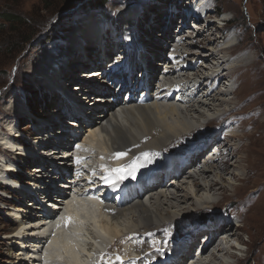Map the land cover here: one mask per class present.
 <instances>
[{
  "label": "rangeland",
  "instance_id": "obj_1",
  "mask_svg": "<svg viewBox=\"0 0 264 264\" xmlns=\"http://www.w3.org/2000/svg\"><path fill=\"white\" fill-rule=\"evenodd\" d=\"M100 1L101 0H0V138L2 139L3 137L6 138L10 136L8 135L9 133L13 135L16 133L12 132L8 127L9 123L13 121V125L15 124L14 128H16V131L18 130L19 133L24 134V138L29 140L30 147L36 146L37 144L39 146L41 145L37 154L43 157L44 155L42 154H44V151L46 153L48 152L46 150L51 148L52 143L48 138L54 135V131H62L63 129H68V127L75 126L74 124L71 125V123L69 125V122L63 123L61 121L63 116H61L59 110L62 104H60L59 101L63 98L61 101H65L71 105L72 101L69 102L68 99L71 100V98L75 97V93L78 90L76 86H79V82H85L82 81V79L86 77H81L83 73L99 71L100 69L98 66L95 67L94 65L102 64L101 60L98 62L95 61L94 65L93 63H89L88 67L76 65L74 62L80 56H85L84 49H86L87 45L91 44L92 40L85 35V32L87 30L86 26L89 27L93 20L96 22L101 21L100 24H97V27L100 33L102 31V37L96 39L94 43L98 46H102V42H105V38L107 39V57L109 58L106 60V66L110 65V62L117 61L120 57H125L127 55L126 48L128 47L127 43L129 41H132L137 48L139 47L137 44L141 41L154 42L156 47L162 46L161 50L164 52L163 57L165 56L166 58L169 54V40L175 37L183 39L185 40L184 43L187 41L196 46L186 49L182 46L183 50L181 53H186V56L193 53L197 55L195 58V60H198L197 68L204 65V68H202V70H204L202 72L203 78L204 76L212 77L215 72H217L215 74H219L220 77H217L218 80L212 79L207 84V87H210V84L214 82V80L216 82L220 81L221 87L217 88V94L219 95L215 100L210 101L212 100V98H210V100L205 101V106L201 104L195 105L196 111H198V114L200 113V116L195 113V111L186 112L189 104L187 105L185 100L177 104H175L174 101H172L173 103L171 101H162L160 103V105H162L159 106L160 114L155 112L156 120L167 116V121H170L172 123H170L171 126L175 129L185 131L187 125H195V127L197 125V128L200 129V132L198 131L199 133L197 132L190 137L177 140L178 142L173 144V147L171 145L167 149V152L172 149H175L177 153L183 152V147H185V150L188 149L187 151H189L194 145H200L197 142L203 132L209 133V130H215L217 127L222 126L219 134L213 133V136L208 135V141L204 139L203 142L207 145L211 144L212 146L210 148H215L214 143H210L209 141L211 140L210 137L220 138V135L223 134L224 137H227V139H224L230 146V148L227 146V152H230V154L232 153L233 160L227 163L225 167V169H227L226 171L225 169L224 171H220L210 168V171L206 172V174L210 176V178L207 179L209 182H216L222 179L219 183V188L223 190L215 195L208 191L209 189L199 190L197 186H195L194 180L190 178V173L194 171L183 174L184 176L177 185H175V178H171L165 182L169 186L167 189H169L170 192L164 190V193H167L165 195L166 197L163 198L162 196L160 198V206L166 209V211L163 210L162 213L166 212L170 214V216L168 215L169 221L171 218L173 219L176 217L187 218L182 221L180 227L178 226L180 224H171L172 228L177 227L181 229L178 231L179 234L176 232L173 233L172 239L175 238L176 234L180 239H177L171 244H167L168 248L166 247L165 250L168 251L167 253H169V251L174 253L176 252L174 250H177L178 246H184L181 245L184 240L186 241L185 244L191 245L200 234H202L200 237L202 243L205 236L202 231L205 232L206 225L213 219L212 217H214V215L221 214L231 218L230 220L234 223V227H231V225L229 226L232 230L229 228L227 230L228 232L226 231V238H223L224 246L230 248V254L223 260L224 264H264V0H204L209 15L206 19L202 18L201 20H204V24H210L207 20H215L216 22L209 27L207 34L198 33L199 36L196 37L189 35L192 22L186 27L187 29L183 34H176L180 26V15L176 17L179 8L180 12H184V10L186 12L193 11V9L190 8L191 2L189 0H109L106 6L98 7ZM128 8V12H133L135 14L134 16L138 18L141 17V23H135L132 20L133 18L129 21L126 19L121 23L120 27H118L115 20L121 15V12ZM195 11L197 12V9H195ZM203 13L204 11L199 12L201 15ZM153 14L154 18L156 17L157 19H151L153 18ZM124 16L127 18V13H125ZM159 17L164 21L167 18L170 20V28L168 29L166 39L164 32L167 31V29L165 30L164 28V22L160 23ZM8 19L14 20V22H9ZM201 22L203 25V21ZM132 23H134V25ZM156 23H158V25ZM172 24L175 25L173 28H171ZM124 28L127 29L126 34H123ZM148 33H151V39L147 38ZM131 34L133 36H131ZM124 36L127 38L125 39ZM103 37H105L104 40H102ZM187 37H193L194 39L190 38L192 40H189ZM28 38H31V41L25 43ZM223 44H225V46ZM147 45L148 44L145 46L143 45L142 47L144 48ZM218 46H224L225 52H218L216 60L206 62L204 58L208 54L211 55L210 53L215 51V48ZM117 47L118 55H114V53H117ZM149 49L146 48L148 53L151 52ZM158 50L159 48L157 47L156 52ZM86 51L92 53L93 50L86 49ZM96 54H98L97 51L94 52L90 58L96 59ZM157 57L160 58L159 55H157ZM231 57H233V63H229ZM165 58L163 59L165 60ZM250 59L251 61H248ZM240 60L244 61L238 65L237 63ZM82 61L81 59L80 63ZM157 62H159L158 59L154 57L152 60L154 66L151 67L149 64L147 70L151 73H153V70L157 71L155 77L158 78V80H155L158 81L161 87L162 85L160 83L167 85L168 82H162L160 80L162 68H159V64V66H157ZM195 62H193V64H195ZM218 62H225L227 65L222 64L224 66H219L221 69L216 70ZM83 64L86 63H82V65ZM48 68H50V71ZM62 70H64L68 76L62 74L60 79L58 76L56 81L58 80L57 83L59 84L56 86L53 75H55V72L59 74ZM140 70L141 68L138 69L134 77V81H136L137 75L142 81L137 92L141 89L142 91L144 90L145 84L141 77L147 75L146 69ZM189 71L191 70L185 72L191 76V72ZM47 77L49 78L47 79ZM222 78H224V80ZM171 80H178V82H176L178 84L188 81L180 75L175 76ZM191 81L192 80H189V82ZM84 84H86V82ZM88 84H93V82ZM202 86L203 88L201 90L202 92H199L200 94L206 93L203 91L205 88L204 80ZM165 88L168 90V86ZM118 89L116 88V92ZM128 92L126 95L121 94L120 96L122 97V95H124L126 98L129 97V95L133 93V89ZM168 92L169 91H166L165 93L167 94ZM94 97L98 96L95 95ZM184 102L185 104H183ZM152 103L153 102H149L148 105L151 106L154 104ZM167 105L169 107H167ZM174 105L175 109L179 107L185 108L182 113H186L182 114L180 117L170 113V107ZM166 109L168 110V114L163 112ZM67 115L66 113V116ZM89 117L84 118V123H90ZM220 118H222V120H220ZM55 122L57 125H55L54 128H50V131L46 129V126H50V124L53 125ZM230 131L231 133L236 131L234 134L235 137L227 135ZM84 133H86L85 130ZM58 134H60V132ZM39 135L44 138L41 142V138H36ZM60 136L61 135H56L57 138H61ZM87 136H89V132L84 135L85 138L83 137L81 142H84ZM54 140L55 139L52 141ZM100 142V148H103V142ZM129 150L127 149L126 151ZM98 153L95 147H93L92 155L97 154L98 156L94 162L95 171H97L96 169H100V165L105 163L109 164L111 162L107 152L100 150V155ZM19 155L20 154L15 155V157L20 158L21 155ZM205 155L206 153L203 155V158ZM203 158L202 163L205 162ZM39 160L43 161L44 159ZM89 161H91V158H89ZM31 162L33 163L32 165ZM215 162L217 163V161ZM34 163L37 166L39 165L36 161L30 160L28 163L29 167L27 168L29 171L21 174L24 176L23 181H31V179H29L32 177L30 173H34V166L36 167ZM74 163L75 162L71 163L70 161L60 165L63 169L65 168L64 171L68 172L65 174L68 180L67 182L77 179V174H75L77 171L74 169L76 165ZM196 165H198V163ZM146 166L149 167L147 161ZM200 169L202 168L200 167ZM144 171L145 169L140 173V177ZM174 174L175 173H173V176ZM61 175L62 173H60V176ZM62 176L64 178V175ZM194 176L197 177L196 174H194ZM94 177L97 178L98 175ZM198 178L201 180L204 176H199ZM61 182H63V184L66 183L65 181ZM64 186L69 187L71 183H66ZM9 188L10 187H3L1 189L7 192ZM68 190L70 191V189ZM174 195L176 197L188 195V199L177 198L174 201L172 199V197H175ZM147 196H151V194ZM187 200L196 202V206L191 205ZM29 202L32 203V201ZM169 202L175 204L176 207L170 208L165 206V203L168 204ZM10 203L13 207L19 205L17 200H12ZM215 203L216 205H214ZM30 204H27L25 208L29 209L30 206L28 205ZM108 205H113V202L108 203ZM9 213L12 214L13 212L8 211V208H4L0 205V264H16L15 260H18L15 253H13V251L18 248L14 245L16 240L11 242L12 239H6V233H11L9 231L11 230L10 227L16 228L13 225L15 221L11 219L12 216ZM29 213L30 211L28 214ZM130 217L132 216H119L117 219L119 221L116 220L117 222L115 220L109 221L108 217V220L100 217V223L96 221L98 224L95 223V227H97V225L99 226V224L102 227L103 225L109 224L108 222H112V224L110 223L109 225L110 228H112L113 231L120 230L121 232L131 227V225H134V222L130 221L132 220ZM33 218L31 222L35 224H32V228H34L33 225L38 226V221H40L38 220V216ZM201 221H206V223L201 224ZM105 222H107V224H105ZM113 224L115 226H113ZM135 226L136 224L133 228ZM5 227L8 229H4ZM28 227L29 224L27 225V228ZM168 227L170 228L171 226ZM97 232L99 235L101 234L103 239L112 238L109 234H105L106 232L101 230V228L100 232ZM31 233L33 232L31 231ZM157 233L163 234V231L159 230L155 232L152 237L147 236V241L151 242L153 237L159 235ZM163 236H160V239L158 238L160 244H164L165 239H167L164 234ZM125 239L118 243V245H112L108 249H110V251L113 249L112 252H116L118 249L124 256L125 253H129L131 250L130 246L125 242ZM227 242L229 244L225 245ZM28 245L30 244H27V248L29 247ZM215 247H217V245ZM196 249L197 246L191 249V253L189 252L190 257H188L186 261L194 256V250ZM212 251H214V249H211V252ZM130 253L132 256H135L132 250ZM204 259L207 260V257ZM115 262L113 263L115 264Z\"/></svg>",
  "mask_w": 264,
  "mask_h": 264
},
{
  "label": "bare ground",
  "instance_id": "obj_2",
  "mask_svg": "<svg viewBox=\"0 0 264 264\" xmlns=\"http://www.w3.org/2000/svg\"><path fill=\"white\" fill-rule=\"evenodd\" d=\"M175 1H179V0H175ZM197 6L195 5L194 7H197ZM195 9L196 8H193V11L189 15V17L191 15H192V17L189 19V21H187L186 26H184L183 30H180L179 32H177L176 33L177 35L183 34V32L187 29L186 27L188 25H190V22H192V24L194 23V25H192L191 30H189V32H190L189 35L196 37V36H199L198 33L207 34L209 27L216 22L215 20H213V21H208V22H210V24H208V23L204 24V20H201V18L203 16V14L205 13V11L201 15L198 12H196ZM128 11H129V8L125 9L123 12L120 13L121 15L118 16V19L115 20L118 27H120L121 23L124 22L126 19L129 20V19L133 18L132 20L135 23H137L138 17L134 16L135 14L133 12L130 13ZM125 13H127V16H128L127 18H125L126 16H124ZM177 16L178 15H176V17ZM152 17L153 18H151V19L156 18V17L154 18V14L152 15ZM159 19H160V23L164 22L165 30L167 29V31L164 32L165 39H166V37L168 35V33H167L168 29L170 28V24H169L170 20H169V18H167L164 21L160 17H159ZM218 20H220V19H218ZM140 21L141 20L139 19L138 22L140 23ZM193 21H195V22H193ZM201 21H203V25H202ZM100 22H96L95 20H93L92 24H90L89 27L86 26L87 30L85 32V35L89 39L92 40L91 44L87 45L86 49L91 50V51L93 50L92 53H89V51L87 52L86 49H84L85 56L84 57L80 56L79 58H77L74 61L76 65L88 67L89 63H93V65H94L95 61L98 62L101 60L102 64L94 65L95 67L98 66L100 68L99 71H94V72H90V73H83V75L81 77H86L87 74L99 75V73L102 72L103 82L106 83V81H107V83H108L107 87L101 88V84H99L98 82H95V83L88 86V87L92 88L91 95L90 96L84 95L85 96L84 98H88L91 101H99L101 99L102 102L100 103V105L94 104L93 106L90 107L91 108L90 110H92L91 112L93 113L89 117L90 123H84L83 122V124H85V125H82V127H80V128L84 127L83 129L85 130V132L86 133L89 132V136H87V138L85 139L84 142H81V140L83 139V137L86 133H84V130L83 131L80 130V131H82L81 139H79L78 141H75L79 145H81V147L78 149V151L76 150L77 151L76 152L77 163H76V168H74V169L77 171V176H76L77 181L76 180L69 181V183H71V186H69V189L72 190L71 192L79 191V193L74 194V195H72V193H70V195H72V199L67 203V206L65 208H64V206H60L61 210L58 213H56L58 215L57 216L54 215V220L59 216H60V218L62 217L58 222L60 227L56 228L54 230H53V222L44 221V218H42L40 216H38V220H40V221H38V225H41V224H43V225L40 227L33 225L34 228L31 227L32 224H35L34 222L33 223L31 222L32 219H34L33 217H37V216H36V212H33V210H30V209H31V207H37L39 209H42L38 205L41 203L42 197L47 192L40 193V196L34 195L36 197V200H38V202H36L35 204L28 202V200H26V199L24 201L22 200L20 202V205H18L16 207L15 206L13 207V205H11V203L7 204V205H10V207L8 208V211L13 212L12 214L11 213H9V214L15 218L16 222L13 225L16 228L10 227L11 230H9V231L11 233H9V234L6 233V236H7L6 239L9 240L11 238L12 239L11 242L16 240L14 245L17 246L18 248L16 250L14 249L15 251H13V253H15L16 258H18V260H15L16 264H95V263H97V260L100 257V255L97 253V250L100 249L101 239H100V235L98 234L97 231L100 232V228H101V230H104V232H106L105 234H107V235L109 234V236H111L112 238H116V240L112 243V245H118V243H120L123 239L126 238L125 242L130 246V249L132 250V253L135 254V256H132V254L130 253L131 250L129 252L130 254L127 253L128 255L124 251V253L126 255L124 254V256H123L122 252L119 251L117 248H116L117 249L116 252L115 251L112 252L113 249L111 251H110V249H108L107 254L105 256H102L101 260L97 264H114L113 262H115V261H116L115 264L116 263L117 264H144V263H147V264H189L188 263L189 261L187 262L186 260L185 261L180 260V262L175 261V263H172L169 261V259L175 257V260L177 258L179 260L183 253L184 254H190L189 252L192 251L191 249H193L195 246H197V249H198L202 244L201 243L202 239L200 238L202 236V234H200L197 237V239L194 241L193 244L191 243V245L187 249V253L185 252L186 247H187V244H185L186 243L185 240L181 243V245H184L183 247H179L177 250L175 249L174 251H176V252H174V253H172L170 251H169V253H167L168 251L165 250L167 247V244H171L172 242H175L177 239L178 240L180 239V237H178L177 234H176L175 238L172 239L173 233H175V232L178 233V231L181 229L180 228L178 229L177 227L172 228L171 224H173V225L174 224H176V225L180 224V225H178L180 227L182 221L187 219V218L186 217H184V218L183 217H180V218L176 217L173 219L171 218V220L169 221L168 215L170 216V214H168L166 212H165L166 214L162 213V211L163 210L166 211V209H163L160 206V202H159L160 198L162 196H163V198L166 197L165 195L167 193H164V190H167L168 192H170V190L167 189V187H169V186L165 182H167L171 178L172 179L175 178L176 179L175 185H177L178 182L180 181V179L184 176L183 174H188V173H190L189 171H194L193 173H190V178H192L194 180V184H195V186H197V188L199 190L200 189H204V190L209 189L208 191H210L214 195L218 194V192L223 190L222 188H219V185H220L219 183H220V181H222V179L220 178L221 180L216 181V182H213V181L209 182L207 179H209L210 176H208L206 174V172L210 171L209 170L210 168L215 169V170L224 171L227 163H229L230 160H233V157L231 155L232 153L230 154V152L229 153L227 152V149H228L227 146L230 148L227 141L225 140V139H227V137H224L223 134H221L220 136L223 138H221V137L220 138L210 137L211 141L217 140V141L221 142L223 153H221L219 155V157H220L218 159L219 161H217V163L216 162H207L206 161V159H207L206 155H205L206 157L204 156V158H203V155L212 146L211 144L207 145L206 143L203 142V140L205 139L206 141H208V135L213 136V133L219 134V132H221L220 129L222 126L217 127L215 130H213V129L209 130L210 131L209 133L203 132L204 134L202 133L201 137L198 138L197 143L200 144L199 146L194 145L192 147L193 149L191 148L189 151H187L188 149L185 150V147H183L184 151L177 153L175 149H172L173 144L178 142L177 140H182V139H185L186 137L192 136V134L197 133L200 129L197 128V125H196V127H195V125L194 126L193 125H191V126L187 125L186 126L187 128L185 129V131L180 130V129H175L173 126H171L172 123L170 121H167L168 120L167 116L161 117V118L156 120L155 112L160 114V110H159L160 107L159 106H162V105H160V103L162 101H166V102L171 101L172 102L173 101V99H172L173 93H182L183 92L182 88H184V90H186V91L188 89L193 90V91H191L192 97H190V98L187 97L186 99L181 98V100H185L187 105L189 104L188 106L186 105L187 106L186 112H189V111L194 112L195 111V113L198 114V111H196V108H195L196 104H201V105L205 106L204 105L205 101L210 100V98H212V100H210V101H213L219 95V94H217V88L221 87V84H220V81L219 82H216V81L218 80L217 77H220V76H219V74H215V73H217L215 71L218 69H221V67L219 68V66H224L222 64H225V62H222V63L218 62V64L216 65V70L214 71L215 73L212 77L211 76L210 77L204 76V78H203L202 72L204 70H202V68H204V65L197 68L198 60H195L197 55H194V53H193V54H189L186 56V53H181V51L183 50L182 46L184 49L193 48L196 46L192 45L191 43H188L187 41L184 43L185 40L178 39L177 37H175V38L169 40V45H170L169 50H168L169 54L165 58V59H167L169 57V59L174 64L173 65L171 62H169L168 59L165 62L166 68L169 70H168V73L164 76L165 78L163 81H165V82L167 81L168 82L167 85H163L162 83H160L162 85L160 87L158 84V81H157L158 78L155 77V73L157 71L153 70L152 71L153 73H151L149 70L146 69L147 75L141 77L143 79L144 84H145L144 85L145 88L143 91L141 89L139 92H137L139 90L138 88L141 86V83H142V81L140 80L138 75H137L136 81H134L135 80L134 78H131V82L134 81L133 86L131 84V86H132L131 88H130V86H126L120 91V89H118V87L123 85V84H126V81H122V80L127 78V76L124 78H122V76L125 74L131 73L130 71L133 69L128 68L125 65L124 68L118 67L117 69L109 70L107 72L104 71L105 64H107L106 60L109 58V57H107L108 56V54H107V48H108L107 44L108 43L106 44L107 39L105 37L102 38V40H104V38H105V42H102V46H98L94 43L96 39L102 37V35H101L102 31L100 33L99 28L97 27V24H100ZM102 24H103V22H102ZM132 24L134 25V23H132ZM156 24L158 25V23H156ZM179 25H181V24H179ZM193 31H196V35H194ZM123 34H126V32H123ZM91 35L93 38L91 37ZM131 36H133V35L131 34ZM147 36H148L147 38L151 39V33H148ZM193 37H189V38L187 37V38L189 40H192V39H194ZM126 38L127 37H125V39ZM190 38H192V39H190ZM146 44H148L147 45L148 47L146 46V48L147 49L150 48L149 51H151L153 53H151V52L147 53V51L142 52V50H143L142 46L143 45L145 46ZM153 44H154V42L151 43L149 41H141L137 44V46L140 47V48L138 47V52L140 53V55H138V56L141 59L140 61H137L133 52L127 53L126 56H129V58L132 59L133 64H135L137 61L138 64L136 65V67H139V68L141 67V70L144 69L142 67H148L149 64L151 67H153L154 65L150 62L155 57L154 54L156 53V48L157 47L159 48V50H158V52H159L161 50V47H162V46L156 47V45L155 44L153 45ZM225 44H223V45L225 46ZM220 46L216 47L215 51H212V53H210L211 55L208 54L204 58L206 60V62H210V60H216V55L218 52H225V50H224L225 47L224 46L220 47ZM96 51L98 52V54H96V59L90 58L91 55ZM116 51H117V53H114V55H118V47L116 48ZM150 54L152 56H150ZM163 55L164 54L159 55V56H161V58H162ZM228 56H231V55H228ZM245 56H246V54H245ZM85 57H86V59H85ZM81 59L83 61L80 63ZM239 59H240V57H239ZM163 60H160L158 62V64L160 65ZM243 61L244 60H240L237 64L239 65ZM248 61H251V59ZM113 62L114 61H112L111 65H114ZM128 62H131V60H129ZM193 62H195V64H193ZM230 62L231 63L234 62L233 57L230 58L229 63ZM82 63H86V64L82 65ZM252 63H253V61H252ZM158 64H157V66H159ZM70 65H72V64H70ZM225 65H227V64H225ZM176 66H179V67H176ZM111 67H115V66H111ZM49 69L50 68H48V70ZM188 70H191V71H189V72H191L190 73L191 76L187 72H185ZM108 73H112L113 78L112 77L108 78V75H109ZM184 73H187V74L183 75ZM54 74H55V75H53L54 76L53 77L54 83L57 86V84H59V83H57L58 80L56 81V78L59 76V79H60L62 74H66V73L64 70H62L59 74H57L56 72ZM72 74H73V72H72ZM45 75H46V73H45ZM177 75L184 77L188 81L178 84V83H176V82H178V80L177 81L171 80ZM65 76H68V74H66ZM48 78L49 77H47V79ZM90 78H93V77H90ZM197 78H202V79H197ZM108 79H109V81H108ZM155 79H157V80H155ZM212 79H215L216 81L214 80V82H212L210 84L211 86L207 87V84ZM222 79L224 80V78H222ZM189 80H192V81L189 82ZM203 80H204V85H205V88L203 91L206 92L207 94L206 93L200 94L202 92L201 90L203 88V86H202ZM171 83H174V84H171ZM169 84H171V85H169ZM166 86H168V90H166V88H165ZM95 87H97V88H95ZM116 88L118 89L117 92H116ZM130 89L131 90L133 89V93H131L129 95V97H127V98L124 97V95H126V93ZM82 91L84 92L83 94H86L88 92V89H86L85 86H82L76 92L78 94L82 95V93H81ZM166 91H169L168 93H171L172 95H169L168 93L166 94L165 93ZM152 92H153V95H152ZM121 94H124V95H122V97H121L120 96ZM128 94H129V92H128ZM95 95H97L98 97H94ZM68 100H69V102L72 101L71 105H69L65 101H61V99H60L61 102L59 101V103L62 104V106H63V107H60V111L63 108V111H66V113L68 114L67 115L68 117H70L71 115H72V117L73 116L77 117V116L81 115L83 113L82 111L85 109L84 105L80 104L77 101L76 97H73V98H71V100L70 99H68ZM149 102H153L154 104L152 103L153 105L150 106V105H148ZM185 102L183 104H185ZM167 107H169V106L167 105ZM170 109H171L170 113H173L174 115L176 114L179 117L182 114H184V113H182V111H183L182 109H175V105L170 107ZM155 110H157V111H155ZM69 112H71V113H69ZM163 112L168 114L167 109L164 110ZM85 115H86V113H85ZM198 115L200 116V113ZM83 119H84V117H83ZM220 120H222V118H220ZM74 122L73 123L71 122V125H73V124L75 125ZM13 123L14 122L11 121L9 123L8 127L12 132L15 133L16 128H14L15 124L13 125ZM46 127H47L46 129H49L50 126H46ZM232 130H234V129H232ZM231 131L227 135L233 137L236 131L232 132V133H231ZM14 136H18V134H14ZM40 137L41 136L39 135V137H36V138H40ZM58 140L61 141V138H57V140H54V141H52V140H49V141L52 144H54V146H56L58 144H61V142ZM100 141L103 142V145H102L103 148H100V143H101ZM22 142L26 143L25 141H22ZM40 142H41V139H40ZM0 143H1L0 145H2V146H0V168H6V169H9V167L13 168V165L11 162L13 160V158L10 157V155H9L10 152H8V151H12L13 153H16L15 155L20 154L23 157L22 150L24 148L21 147L22 150L20 148H18V146L14 143V141L9 136H7L6 138L3 137L2 139L0 138ZM171 145H172V147H171L172 150L167 152V149ZM93 147H95V150L99 152L98 153L99 155H100V150H104L105 152H107V154H108V156H110V160H111V162L109 164L105 163L103 165H100V169H96L97 171L94 170L95 169L94 168V166H95L94 162L98 156H97V154L92 155L93 154ZM74 149L75 148L73 147V149L70 152H66L64 155L69 158L72 153L74 154V152H75ZM127 149L128 150L130 149V150L126 151ZM27 150H28V145H27ZM18 151H21V152H18ZM185 151H187V152H185ZM229 151H230V149H229ZM118 152H125V153H127V155L124 156L122 159H117L115 154ZM44 153H45V151H44ZM145 153L148 154L147 157H145V155H144ZM68 154H69V156H68ZM46 157H48V155H46ZM89 158H91V161H89ZM202 158L205 160L204 163H202L203 162ZM17 159H21V158H17ZM49 160L50 159H44L43 161L39 160V162H37V164H39L38 166L34 163L37 167L34 166V173H32L30 170V172H31L30 175L32 177L29 179H31V182H34V179L37 178L36 175H38V174H42V175H40V178H41L40 180L45 181V182H46V180L51 181L52 178H55V175H52L50 172L47 173L48 176H46L45 175L46 173L43 170L44 165L46 163L49 164V162H48ZM72 160H73L72 158L67 159L66 161H63L60 159L58 161V164L55 165L56 166L55 168L58 169L59 165L66 164L67 162H70V161L72 163L73 162ZM134 161H136L139 165H142L135 172V179H133L131 176H128V178L121 180V181L128 183L129 185L133 186V187H130V192L128 194H125V192L120 191V192H117L116 194H114L112 196H108L106 198V200H104L102 202V204L104 206V208L102 210V204L100 203L98 198H100V196L102 194H106L107 191L106 190L105 191H101V190L98 191V188H96L95 192H96L97 197H95L94 195L89 196V194L91 192L88 193V192H85L84 190L89 188L88 190L91 191L90 187L94 186V184H92V182H95V181H97L98 186L100 185V179L96 178L94 176L98 175L100 177V176L108 175L107 173L103 174V173L99 172V170L108 172V171H106L108 169L111 172V170L116 169V168L127 169L128 166L130 164H132ZM146 161H147V163H149V167L146 166ZM13 163H15V162H13ZM197 163H198V165H196ZM97 166H98V164H97ZM200 167L202 169H200ZM85 168H87V170H85ZM41 169H42V171H41ZM143 169H145V171L142 174V176L140 177V173L142 172ZM64 170H65V168L59 169L58 171H59V174L62 173V175H64V178L66 179L65 174L68 172H66ZM226 170L227 169H225V171ZM197 171H198V173H197ZM173 173H175L174 176H173ZM209 173H212V172H209ZM72 174H74V173H72ZM93 174H94V176H93ZM113 174L115 175V173H113ZM194 174H196L197 177H195ZM62 175L60 177L62 179H64ZM199 176L200 177L204 176V178L200 180V178H198ZM7 177H8V180H6V178L1 177V175H0V181H2L4 185L14 184L12 187L15 190L19 189V191L21 192V194L24 198V196L26 195V191H24V188L29 189L28 186L29 187L32 186V183L27 184L28 186H26V184L24 185V181H23L24 176H22V175L16 176V178L19 179L18 183H17V181L12 180L13 177L11 175H8ZM238 177L241 178L240 176H238ZM258 179H260V178H258ZM20 183H21V185H20ZM51 184H53V181L51 182ZM61 184H63V183H61ZM65 184L66 183H64L63 185H65ZM139 184H141V191L140 192H139V187H140ZM172 187H174V186H172ZM31 190L35 194H37L38 190L42 191L45 189H44V187H42V185H35L33 187V189H29V191H31ZM167 191H165V192H167ZM67 194H68V192H65V194L63 196L58 197V198H63V200L67 202L69 200V196L66 197ZM149 194H151V196H147ZM47 198H48V196H47ZM177 198L188 199V195H180L179 197L175 196L174 198L172 197V199L174 201ZM58 200H60V199H58ZM110 202L111 203L113 202V205H108V203H110ZM188 202L191 205L196 206V202H194L192 200L188 201ZM166 203H165V206H168L170 208L176 207L175 204H173L171 202H169L168 204H166ZM27 204H30V205H28V206H30L29 209L25 208ZM22 205H24V206H22ZM32 205H35V206H32ZM163 205H164V202H163ZM214 205H216V203ZM50 206L51 205L44 203V207L50 208ZM19 207H21L20 211H18ZM213 207H215V206H213ZM62 208H64V209H62ZM92 208H94L93 210H95V211H93ZM62 210H64V213H62L60 215V212ZM29 211L31 214L30 213L28 214ZM24 214L26 216H24ZM127 215H131L133 217V218L130 217L132 219L130 221L134 222V225L136 224V226L133 228L134 225L133 226L131 225L132 228L129 227L126 230H123L125 232H123V231L120 232V230H118L119 232L117 230L113 231L112 228H110V226H109L110 223L112 224V222H108L109 224H107V222H105V224H107V225H103L101 227L99 224V226L97 225L98 228L95 227L96 221L98 223H100L99 222L100 217L104 218L105 220L106 219L108 220V218H109V221L110 220L116 221L119 216L120 217H122V216L127 217ZM212 218L213 219L209 222L208 227L205 229V232L202 231L205 235L204 239H205V237H207L209 239L206 240V242H205L206 244L203 247V250H202L201 254L199 255V258L195 261L194 264H224V262H223L224 258L230 254V252H229L230 248L229 247L226 248V246H224L223 238H226V231L230 228L229 227L230 225H231V227L232 226L234 227V223L230 220L231 218H229L228 216H225V215H221V214L214 215V217H212ZM117 221H119V220H117ZM186 221H188V220H186ZM204 222L205 221H201V224ZM98 223H96V224H98ZM28 224H29L28 228L29 229L32 228L31 230H29L27 228ZM64 225H69V226H68V228H66ZM113 226H115V225L113 224ZM168 226H171V227L169 228ZM4 229H8V228L5 227ZM17 230H19V231H17ZM159 230H162L163 234L167 238V239H165L164 244H160L158 242V238L160 239V236L161 237L163 236L162 233H157L159 235H156V237H153L151 242H148L146 237L147 236L152 237L153 234ZM230 230H232V228H230ZM31 231L33 233H31ZM14 232H15V235H14ZM8 235H13V236H8ZM27 244H30V245H28L29 246L28 248H27ZM228 244H229L228 242L225 243V245H228ZM216 245H217V247H215ZM118 247H120V246H118ZM21 249H22V252H21ZM211 249H214V251L211 252ZM196 250H195V253H196ZM194 257H195V254H194L193 258ZM205 257H207V260L204 259ZM24 258H25V260H24ZM166 261H167V263H166Z\"/></svg>",
  "mask_w": 264,
  "mask_h": 264
},
{
  "label": "snow or ice",
  "instance_id": "obj_3",
  "mask_svg": "<svg viewBox=\"0 0 264 264\" xmlns=\"http://www.w3.org/2000/svg\"><path fill=\"white\" fill-rule=\"evenodd\" d=\"M127 153L125 152H118L115 154L117 159H122L124 156H126ZM145 157H147V153L144 154ZM142 165H139L136 161H134L132 164L128 166L127 169L125 168H116L111 170V172L115 173L116 177L120 178L121 180L128 178V176H131L133 179H135V172L138 170L139 167ZM113 176L109 174L107 177H105V182H112ZM70 219V218H69Z\"/></svg>",
  "mask_w": 264,
  "mask_h": 264
},
{
  "label": "trees",
  "instance_id": "obj_4",
  "mask_svg": "<svg viewBox=\"0 0 264 264\" xmlns=\"http://www.w3.org/2000/svg\"><path fill=\"white\" fill-rule=\"evenodd\" d=\"M109 3V0H101L100 3H98V7H104ZM9 22H14V20L8 19ZM31 38L26 39L25 43L30 42Z\"/></svg>",
  "mask_w": 264,
  "mask_h": 264
}]
</instances>
